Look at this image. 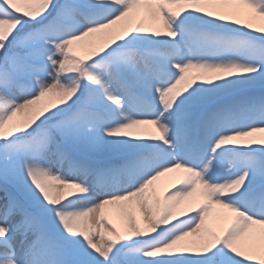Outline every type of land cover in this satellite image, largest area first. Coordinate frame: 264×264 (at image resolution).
I'll list each match as a JSON object with an SVG mask.
<instances>
[{
  "label": "snow or ice",
  "instance_id": "1",
  "mask_svg": "<svg viewBox=\"0 0 264 264\" xmlns=\"http://www.w3.org/2000/svg\"><path fill=\"white\" fill-rule=\"evenodd\" d=\"M0 264H264V0H0Z\"/></svg>",
  "mask_w": 264,
  "mask_h": 264
},
{
  "label": "rangeland",
  "instance_id": "2",
  "mask_svg": "<svg viewBox=\"0 0 264 264\" xmlns=\"http://www.w3.org/2000/svg\"><path fill=\"white\" fill-rule=\"evenodd\" d=\"M174 177L173 176H168V177H162L161 181L159 182L160 187H161V191H163L165 188L169 187V185L172 183ZM186 207V205H181L180 208L177 209V211H182L184 208ZM219 222V221H217Z\"/></svg>",
  "mask_w": 264,
  "mask_h": 264
}]
</instances>
